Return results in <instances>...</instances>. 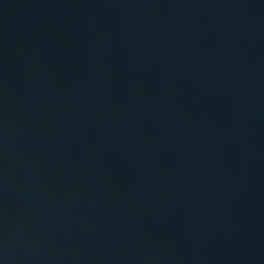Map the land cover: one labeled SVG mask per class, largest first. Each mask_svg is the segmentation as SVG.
Returning a JSON list of instances; mask_svg holds the SVG:
<instances>
[{
	"label": "water",
	"instance_id": "obj_1",
	"mask_svg": "<svg viewBox=\"0 0 264 264\" xmlns=\"http://www.w3.org/2000/svg\"><path fill=\"white\" fill-rule=\"evenodd\" d=\"M0 264H264V0H0Z\"/></svg>",
	"mask_w": 264,
	"mask_h": 264
}]
</instances>
